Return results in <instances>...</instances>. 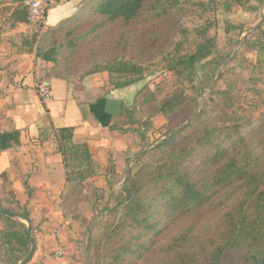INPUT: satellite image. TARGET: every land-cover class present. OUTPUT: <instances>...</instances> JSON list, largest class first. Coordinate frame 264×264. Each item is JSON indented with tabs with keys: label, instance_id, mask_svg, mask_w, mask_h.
<instances>
[{
	"label": "trees",
	"instance_id": "obj_1",
	"mask_svg": "<svg viewBox=\"0 0 264 264\" xmlns=\"http://www.w3.org/2000/svg\"><path fill=\"white\" fill-rule=\"evenodd\" d=\"M2 1L0 82L12 76L7 57L25 55L42 64L40 82L57 79L73 84L102 76L108 84L116 81L114 90H122L144 80L153 63L175 79L164 98H159L160 92L140 91L139 106L117 117L104 111L105 99L90 106L98 123L111 131L139 133L153 118L162 117L166 123L158 144L149 151L155 143L149 144L146 136L153 126L149 123L139 133L145 146L132 159L124 155L127 163L133 161L125 175L117 165L109 169L113 177L107 189L114 201L98 212L104 217L92 230L89 264H264V110L255 118L238 111L239 100L231 91L213 87L204 92L216 68L225 62L218 55L217 39L210 37L215 23L192 30L183 24L198 12L201 18L215 15L219 4L83 0L71 18L47 26L48 31L11 37L20 23L30 25L29 11L24 0ZM263 4L264 0H227L225 5L228 11L237 6L251 12ZM233 30L244 33L242 25L232 24L226 32ZM191 36L194 48L185 52ZM242 47L264 54V17ZM206 61L214 68L204 85H197V69ZM259 63L264 69V60ZM254 85L250 92H264ZM57 135L64 180L77 195L100 176L101 166L88 144L74 142V129H61ZM19 144V133H0V153ZM121 182L124 186L115 194ZM23 185L28 188L27 181ZM5 188L0 193V264H20L31 249L23 221L32 223V215L26 208L19 212L4 207ZM11 195L17 201L14 191ZM31 235L36 250L37 239Z\"/></svg>",
	"mask_w": 264,
	"mask_h": 264
},
{
	"label": "rangeland",
	"instance_id": "obj_2",
	"mask_svg": "<svg viewBox=\"0 0 264 264\" xmlns=\"http://www.w3.org/2000/svg\"><path fill=\"white\" fill-rule=\"evenodd\" d=\"M9 1L12 0H3L2 3ZM188 1L192 3L204 1L206 6L212 5L211 0ZM215 1L220 6L215 15L210 13L201 18L199 17L200 12H198L194 14L195 17L192 16L183 21L184 27H188L190 30L197 26L202 27L205 23H215V25H212L213 29L210 31V37L217 39L219 48L218 55H221V58L225 59V62L221 65L222 69L219 77H217V75L221 66L216 68L212 80L207 86H204V92L208 94L213 87H216L217 90L227 89L231 91L234 100H239V112L257 118L264 110V92L260 95H255L253 92H250V90L254 88V82H251V80L258 81L254 86L258 90L264 91V69L259 63L261 60H264V54L259 56L257 52L247 50L243 48L242 45L244 40L251 35L252 31L262 23L264 17V4L258 10L251 12H247L237 6H232L228 11L225 5L227 0ZM91 13L90 11L84 18H87ZM229 24L235 26L242 25L244 33L238 30L227 33L226 30ZM30 25L33 27L32 32L38 30L42 34L48 31L45 24L43 25L45 27L42 29L38 28L39 26ZM85 29L87 28H81V30ZM192 35H194V33ZM176 37L178 38L179 36L176 34ZM191 39L192 41L184 49L185 52H189L194 48L192 44L195 37L191 36ZM236 41L240 43L235 46L234 42ZM7 58L8 60L10 59V57ZM11 59H13V61L10 60V64L21 62L17 60L14 61L16 58ZM212 59L213 58H210L209 60L211 61ZM151 66L146 72L147 75L144 80L128 88L114 90V85L112 84L116 81L112 79L110 84L106 83L107 93L115 92L114 94L116 97L124 101L126 106L125 109L127 110L139 106L140 97H143L139 95L140 91L151 90L160 92L161 97L159 98H164L172 90L175 79L171 73L163 69L161 64L153 63ZM226 67H229L231 72H228ZM213 68L214 66L210 65L209 61L202 63V65L198 67L197 85H204L206 78L211 75ZM214 79H216V81L209 87ZM78 84L82 83L73 82L74 86ZM105 93L106 92H103L104 95ZM205 96L207 95L204 94L203 101ZM203 101L201 99L202 103ZM118 115L119 114H117V116ZM120 120L122 119L118 121ZM149 123L153 126V129L147 133L146 137L149 140V144L155 143L151 146L154 147L158 144L156 142L161 137L159 131L162 130L166 121L160 117L157 119L153 118L146 126H148ZM146 126L140 128V134L145 132ZM48 130V132L46 130L43 134L45 142L50 145H47L48 148L50 147L52 149L53 147L56 151L58 146L57 132L59 130L54 128ZM139 133L134 131L125 133L120 130L111 131L105 127L97 134L93 131L94 136L92 139L96 142H94V147H92L93 144H90L89 148L97 164L101 166L100 176L86 183L84 185V190H81L82 193L77 195L71 194L70 186H67L61 171L50 172V178L55 179V182L51 183L50 186H47V184L43 182H38L37 187H34L32 183L31 185L27 183L28 188L24 187V190L22 189V191H19L20 193L14 191L17 193V201L13 198L14 195H11V190H13L11 189V185H13L12 182L8 183V180L5 179L6 177L2 178L3 180L0 184L6 187L5 192L6 195H8L7 197L4 195V198L1 199L2 205L8 208H19V212H21L20 209L22 208H26L31 212L33 221L31 223V233L37 239V247L34 253L36 257L32 264H89L90 248H88L87 251L88 243L90 247V240L88 242L89 230L91 238L94 226L104 217V215L97 216L98 212L103 210L106 204H112L114 201L111 197V192L107 189L109 180L113 177L109 169L117 165V171L125 175L126 168L131 167L133 161L127 163V159L124 155L132 159L141 152L145 146V142L141 140ZM52 169L56 170L54 167H52ZM26 176L29 178L31 174L27 173ZM57 180H61L62 182L58 183L56 182ZM23 181L25 182V178ZM123 186L124 182L115 186V194H118ZM9 192H11V194ZM99 195H102L103 199L97 200V196ZM23 223L28 227L27 222L23 221ZM1 226H3V224L0 222V228Z\"/></svg>",
	"mask_w": 264,
	"mask_h": 264
},
{
	"label": "crops",
	"instance_id": "obj_3",
	"mask_svg": "<svg viewBox=\"0 0 264 264\" xmlns=\"http://www.w3.org/2000/svg\"><path fill=\"white\" fill-rule=\"evenodd\" d=\"M82 1L66 0L58 4L47 14L45 25L55 26L71 17ZM31 26L20 23L8 36L28 34L32 31ZM11 58L21 62L10 64L9 61H13ZM7 64L11 67L9 72L12 76L10 79L5 77L0 82V133H19L20 144L0 153V183L3 180L2 175L6 174L5 179L13 184L12 191L20 193L19 191L24 190V178L34 187H37L38 182L46 183L47 186L54 183L55 179L50 178V172L53 171H61L64 178L61 156L55 148L49 149L45 142L43 134L46 130L48 132L50 128L74 129L75 142L86 143L88 146L93 144L94 147L96 141L92 139L93 131L97 134L103 126L96 120L90 106L105 99V111L108 99H121L116 97L115 92L107 93V85L102 76H94L77 86L62 80H51L52 95L49 100L43 102L37 92V85L43 76L42 64L35 62L32 55L10 57ZM103 92H106L105 95ZM114 123L115 118L112 120V124ZM27 173H30L31 177L27 178ZM2 187L0 184V193ZM17 193L15 192L16 195Z\"/></svg>",
	"mask_w": 264,
	"mask_h": 264
},
{
	"label": "built area",
	"instance_id": "obj_4",
	"mask_svg": "<svg viewBox=\"0 0 264 264\" xmlns=\"http://www.w3.org/2000/svg\"><path fill=\"white\" fill-rule=\"evenodd\" d=\"M66 0H24V6L29 11V22L36 26H42L46 22L49 11ZM37 92L43 102L49 100L52 94L50 80H42L37 85Z\"/></svg>",
	"mask_w": 264,
	"mask_h": 264
},
{
	"label": "water",
	"instance_id": "obj_5",
	"mask_svg": "<svg viewBox=\"0 0 264 264\" xmlns=\"http://www.w3.org/2000/svg\"><path fill=\"white\" fill-rule=\"evenodd\" d=\"M221 69H222V66L219 68V72H218L217 77H219ZM215 81H216V79H214V80L211 82V84L209 85V87H211ZM202 101H203V98H202ZM201 103H202V102H201ZM124 110H125V103H124V101H122V100H120V101H119V100H111V99H108V100L106 101V108H105V111H106L108 114H111V115L115 116V115L119 114L120 112H123ZM198 112H199V110L197 111V113H198ZM186 125H187V124H185L182 128H180L179 130H177V131L175 132V134H176L177 132H179L180 130H182L183 128H185ZM156 145H157V144H156ZM156 145H155V146H156ZM152 148H153V147L147 149V151L151 150ZM0 211H1V210H0ZM26 222H27V224H28V233H29L30 238H31V249H30V252H29L27 258H26L24 261H22L20 264H27V263L31 260V258H32L33 255H34V252H35V241H34L32 235H31L32 226H31V223H30V222H28V221H26ZM89 240H90V230H89L88 242H89ZM88 248H89V243H88V245H87V251H88Z\"/></svg>",
	"mask_w": 264,
	"mask_h": 264
}]
</instances>
